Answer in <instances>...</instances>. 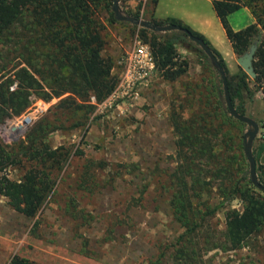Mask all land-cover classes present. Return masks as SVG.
Returning <instances> with one entry per match:
<instances>
[{
    "label": "trees",
    "instance_id": "obj_1",
    "mask_svg": "<svg viewBox=\"0 0 264 264\" xmlns=\"http://www.w3.org/2000/svg\"><path fill=\"white\" fill-rule=\"evenodd\" d=\"M212 2L238 57L257 46L255 80L240 67L231 75L222 54L183 21L157 20L158 0H146L145 4L140 0L138 8L127 13L140 19L144 6L149 22L174 27L167 33L121 20L113 10L114 0H0V122L24 114L32 96L45 101L59 99L52 116L37 122L24 139L10 147L0 141V196L13 210L34 219L55 190L72 152L66 146L54 147L50 138L57 131L84 128L95 110L90 98L101 103L112 94L119 76L113 73L112 60L104 56L103 32L107 27L131 25L132 33L151 47L158 74L167 80L176 81L189 73V62L179 61L178 52L182 45L193 43L188 33L213 55L211 58L199 48L201 78L183 84L180 103L174 104L169 114L176 168L165 174L161 184L170 192V214L182 232L175 241L161 243L149 264H205L209 253L239 249L264 231V191L247 169L246 124L229 113L222 75L223 71L237 113L247 116L255 95L251 84L264 95V0ZM244 7L252 11L256 23L235 31L228 18ZM14 84L17 87L12 90ZM261 123L264 127V121ZM259 139L255 158L258 183L264 187V165L260 163L264 137ZM11 168L24 171L19 180L9 178ZM85 169L84 185L90 174L89 168ZM213 198L220 203L209 209ZM234 199L243 203V209L228 210L225 230L220 232L211 218ZM9 264L34 262L16 255Z\"/></svg>",
    "mask_w": 264,
    "mask_h": 264
},
{
    "label": "rangeland",
    "instance_id": "obj_2",
    "mask_svg": "<svg viewBox=\"0 0 264 264\" xmlns=\"http://www.w3.org/2000/svg\"><path fill=\"white\" fill-rule=\"evenodd\" d=\"M118 4L121 14L129 16L127 12L135 11L140 0H119ZM174 8L185 12L193 6L184 0H179L178 5L174 0H160V14L174 13ZM144 9L143 6L140 17L148 21L150 15H144ZM202 9L207 11L206 3ZM208 9L217 16L211 7ZM233 16L236 23L245 25L244 19H239L242 11ZM131 25L107 27L103 32L104 56L112 60L117 76L123 70V56L135 46ZM193 43L182 45L178 51L179 61L189 62L186 77L170 81L158 74L134 104H112L101 109L94 105L84 128L52 134L51 144L68 147L71 161L34 219L13 210L8 200L0 196V264H9L16 255L34 264H149L161 243L176 240L182 230L172 219L170 192L161 183L165 174L176 168L175 137L169 122L171 108L180 103L183 84L201 78V47ZM251 87L255 95L248 104L247 117L255 114L263 118V102L258 96L264 100V95L254 83ZM39 101L51 105L37 122L52 116L59 99L45 101L32 96L30 108ZM14 117L0 122L3 135V126ZM12 130L14 127L8 133ZM249 130L246 124L245 134ZM259 134L250 148L254 156L261 142ZM0 141L8 147L13 145L6 144L2 134ZM246 159L250 172L247 156ZM85 167L90 174L84 185L81 178ZM23 173L16 168L7 171L12 180H19ZM219 203L218 198H213L208 207L214 209ZM242 209L243 203L234 199L217 210L211 223L223 232L226 212ZM205 264H264V231L239 249L209 253Z\"/></svg>",
    "mask_w": 264,
    "mask_h": 264
},
{
    "label": "built area",
    "instance_id": "obj_3",
    "mask_svg": "<svg viewBox=\"0 0 264 264\" xmlns=\"http://www.w3.org/2000/svg\"><path fill=\"white\" fill-rule=\"evenodd\" d=\"M121 64L123 70L119 76V81L112 94L103 102L98 103L96 97L90 98V103L101 108H106L112 104H134L140 97L141 92L149 87L153 79L158 75L157 63L151 47L144 43L138 35L135 38V46L126 52ZM17 84L11 88L15 90ZM43 103V104H40ZM51 103L39 101L27 110L24 114L14 117L7 123L5 133H2L0 124V136L2 134L6 144H13L24 139L27 132L47 111ZM14 127L10 133V130ZM264 137V130L261 133Z\"/></svg>",
    "mask_w": 264,
    "mask_h": 264
},
{
    "label": "crops",
    "instance_id": "obj_4",
    "mask_svg": "<svg viewBox=\"0 0 264 264\" xmlns=\"http://www.w3.org/2000/svg\"><path fill=\"white\" fill-rule=\"evenodd\" d=\"M143 1L146 2V0ZM184 1L189 2V5H192L193 8L191 10H186L185 12L176 10V8H174V13L160 14V0H158L154 17L157 20H165L167 18L179 19L183 21L186 25H188L190 28H192L194 31L204 35L210 41L213 47L222 54L230 74H236V69H239L237 63L238 56L234 53L232 44L226 35V31L221 23V20L218 16L211 14L208 9V7H211L213 11H215L212 0ZM205 3L207 5V11H204L202 9ZM174 4L178 5L179 0H174ZM239 11L243 12V16L239 17V19H244L245 25L241 26V23H236V20H233V14L230 15L228 18L231 27L235 31L243 30L246 27L256 23V17L248 7H244ZM177 87L179 89V84H177ZM258 98L262 100V109L264 110V100L261 96H258ZM252 119L259 124V126L261 127L260 133H262L264 127H262L261 122L264 121V117L258 118L255 114H253ZM260 163L264 165V152L262 153V156L260 158Z\"/></svg>",
    "mask_w": 264,
    "mask_h": 264
},
{
    "label": "water",
    "instance_id": "obj_5",
    "mask_svg": "<svg viewBox=\"0 0 264 264\" xmlns=\"http://www.w3.org/2000/svg\"><path fill=\"white\" fill-rule=\"evenodd\" d=\"M119 0H114V5H113V10L114 12L118 15V17L121 20H126L129 21L133 25H137L141 28H146L149 30H153L155 32L159 33H167L170 32L174 29V27L171 26H158L154 25L153 23L143 20V19H135L129 16H123L120 11V7L118 4ZM189 37L192 42L196 43L199 45L211 58L213 57L211 50L198 38L194 37L190 33ZM257 50V46L254 45L251 47L250 51L244 54L241 57H238L237 62L239 67L253 80L257 78V74L254 70V59H255V53ZM223 75V85H224V90H225V100H226V106L229 110L230 115L234 116L238 120L246 123L249 125L250 130L245 134V145H246V156L248 158L249 164H250V175L252 180H254L255 184L264 191V187L259 185L258 183V176H257V160L255 156L250 152V148L253 144V141L258 138L259 133H260V126L259 124L253 120L252 118H249L247 116H241L240 114L237 113L233 103L232 99L228 90V85H227V80L224 72L222 71Z\"/></svg>",
    "mask_w": 264,
    "mask_h": 264
},
{
    "label": "bare ground",
    "instance_id": "obj_6",
    "mask_svg": "<svg viewBox=\"0 0 264 264\" xmlns=\"http://www.w3.org/2000/svg\"><path fill=\"white\" fill-rule=\"evenodd\" d=\"M11 129H12V128H11ZM11 129H10V130H11ZM10 130H7V133H8Z\"/></svg>",
    "mask_w": 264,
    "mask_h": 264
}]
</instances>
